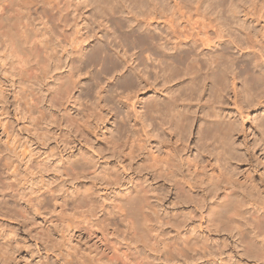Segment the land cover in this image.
I'll return each instance as SVG.
<instances>
[{
	"label": "bare ground",
	"instance_id": "obj_1",
	"mask_svg": "<svg viewBox=\"0 0 264 264\" xmlns=\"http://www.w3.org/2000/svg\"><path fill=\"white\" fill-rule=\"evenodd\" d=\"M22 1H26L22 4L24 8L13 16L21 13V20L26 19L28 24L35 21L39 29L35 41L27 25L21 28L22 22L16 26L14 21L16 27L11 24L8 7L14 6L15 1L0 0V30L12 50V59L22 69L29 62L20 60L17 51L25 48L30 52L44 46L54 55L55 66L48 72L54 79L73 81L86 58L91 65L101 66L98 77L111 76L115 80L118 77L112 87L115 91H127L130 98L151 87L156 96L151 97V107L147 105L148 109L141 114L152 116L159 135L166 124L171 128L167 131L169 136L176 131L173 143L183 145L186 140L191 124V113L186 107L197 102L201 110L209 107L206 113L210 118L199 130L202 140L199 148L205 144L224 148L241 126L235 115L234 119L221 116L225 104L232 103L242 115L255 100L264 97V0H93L71 10H64L61 0ZM55 14L59 15L60 23H55ZM68 25L71 33L63 28L55 32V28ZM76 62L80 65L76 66ZM240 79L242 89L236 86ZM172 81L179 85L183 82L178 94H164L166 85ZM105 90L103 87L102 91ZM205 93L208 98L203 102ZM257 126L264 133V120H259ZM217 154L222 153L218 150ZM26 157L27 161L32 160L31 156ZM66 160L85 165L97 162L85 152L68 155L63 164ZM163 161L174 175L177 164L173 149L166 150ZM158 172H162L161 167ZM180 184L189 194L186 184ZM108 186L100 190L104 194L101 199L89 197L90 204L86 207L69 209L60 204L59 196L53 197L48 215L55 218L45 219L43 237L45 243H54L65 254L63 264H248L226 253L208 233L231 225V236L241 253H246L253 243L264 249V230L259 229L264 224V204L253 200L249 207L241 206L228 218L227 208L237 193L233 187L211 191V200L201 209L202 220L197 225L191 220L194 210L167 212L154 207L145 210L129 207L116 196L110 201L116 194ZM30 189L34 194L33 205L41 207L50 191L41 187ZM78 189L68 187L65 197L77 195ZM204 222L208 232L203 230ZM84 232L101 241L102 246H98L94 255L86 250L77 252ZM73 253L79 254L76 262L71 258ZM259 260L264 264V252Z\"/></svg>",
	"mask_w": 264,
	"mask_h": 264
},
{
	"label": "rangeland",
	"instance_id": "obj_2",
	"mask_svg": "<svg viewBox=\"0 0 264 264\" xmlns=\"http://www.w3.org/2000/svg\"><path fill=\"white\" fill-rule=\"evenodd\" d=\"M14 1V6H7L11 9L8 12L12 17L11 24L22 22L21 28L27 25L33 33L31 39L35 41V33L39 30L35 21L28 24L26 19L21 20V13L14 17L22 11L26 1ZM92 1L61 0V7L71 10ZM58 16L54 15L55 23H60ZM70 27L59 26L55 32L59 33L63 28L69 34L72 32ZM2 32L0 30V264L65 263V254L58 251L54 243H45L43 237L45 219L51 218L48 214L53 197L59 196L60 204L69 209L86 207L90 204L89 197L101 199L104 196L100 190L106 184L116 194L110 201L116 196L124 199L129 207L145 210L151 207L167 212L194 210L191 220L197 225L202 220L201 209L210 202L211 191L215 189L233 187L237 191L227 208L228 218L241 206L249 207L253 200L264 204V133L257 126L259 120H264V97L255 100L249 108L245 107L248 109L243 117L234 110L232 103L225 104L221 116L226 119L236 116L242 127L233 132L232 142L224 148L216 147L217 144L199 148L202 143L199 130L210 121L206 113L209 107L201 110L194 102L186 107L191 113V124L186 140L180 145L173 143L176 131H173L175 135L169 136L167 131L171 128L166 124L159 135L152 116L141 114L148 109L147 105L151 107V97L156 96L151 87L140 91L136 99L130 98L127 91H115L112 87L118 75L116 80L111 76L98 77L101 66L91 65L86 58L79 67V74L73 78L74 82L54 79L48 74L55 66L54 55L44 46L30 52L25 48L17 51L20 60L29 62L23 70L21 64L13 60L14 57L12 59V50ZM78 65L80 63L76 62ZM19 75H25V78ZM178 83L167 84L168 90L164 94H178L183 82ZM210 84L207 85L208 93ZM236 86L243 88L241 79ZM103 87L107 90L102 91ZM208 93L203 94V102ZM170 148L176 157L174 175L163 161ZM216 148L222 154H217ZM78 152H85L97 162L85 165L66 160L63 164V159ZM26 155L32 160L27 161ZM160 167L161 173L158 172ZM180 182L186 184L189 194ZM73 186H78V194L65 197L67 188ZM135 186H139L138 189L131 192ZM30 187L50 191L41 207L33 205L34 194ZM232 227L208 232L206 223L203 224V230L212 240L220 242L226 253L242 259V263L261 264L262 246L253 243L246 253H241L231 236ZM259 229L264 230V224ZM50 234L55 236L53 231ZM99 245L102 246L98 238L84 232L79 238L77 252L86 250L94 255ZM71 258L76 262L79 254L73 253Z\"/></svg>",
	"mask_w": 264,
	"mask_h": 264
}]
</instances>
